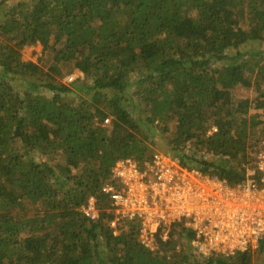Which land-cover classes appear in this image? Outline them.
<instances>
[{
	"label": "trees",
	"instance_id": "obj_1",
	"mask_svg": "<svg viewBox=\"0 0 264 264\" xmlns=\"http://www.w3.org/2000/svg\"><path fill=\"white\" fill-rule=\"evenodd\" d=\"M30 46L52 54L46 67L23 60ZM240 85L256 99L235 100ZM262 109L264 0L13 6L0 20V264H254L253 251L179 252L175 230L193 239L182 224L155 253L134 223L114 236L103 188L117 161L150 159L158 135L182 166L236 186L264 140Z\"/></svg>",
	"mask_w": 264,
	"mask_h": 264
},
{
	"label": "built area",
	"instance_id": "obj_2",
	"mask_svg": "<svg viewBox=\"0 0 264 264\" xmlns=\"http://www.w3.org/2000/svg\"><path fill=\"white\" fill-rule=\"evenodd\" d=\"M217 130L210 128L208 135ZM252 157L247 179L236 186L184 167L169 153L156 152L143 163L121 159L114 182L103 188L112 206L108 227L119 236L128 223L136 224L140 244L153 253L177 224L192 231L190 246L202 258L254 251L264 241V140ZM82 210L98 217L94 198Z\"/></svg>",
	"mask_w": 264,
	"mask_h": 264
},
{
	"label": "rangeland",
	"instance_id": "obj_3",
	"mask_svg": "<svg viewBox=\"0 0 264 264\" xmlns=\"http://www.w3.org/2000/svg\"><path fill=\"white\" fill-rule=\"evenodd\" d=\"M34 1L36 0H0V20L3 17L4 13L7 12L10 8H12L13 6L21 3V2H26L28 4H32ZM2 2V3H1ZM52 58V54L51 53H44L42 52V48L40 46H30V47H25L23 50V60L24 61H33V62H37L39 63L41 66L46 67L47 64L49 63V61ZM70 80L68 79L63 80V83L70 85ZM13 85H16V81L12 82ZM15 87V86H14ZM233 98L235 100H239V99H249V100H255L256 96L258 95V93L253 89V88H247L244 86H238L237 88H235L232 92ZM256 113L260 114L261 117L264 118V109L262 110H252L251 114L255 115ZM171 125H173V127H175V123L172 122ZM262 143V141H261ZM260 143V145H261ZM260 145L258 146L257 149H259ZM150 148H152V155L156 152H162V153H166V147H167V143L166 140L164 139V135H158L157 137H155V139L153 140V144L149 145ZM257 151L256 148L252 149V152ZM151 154V153H149ZM175 241L177 242V250H181V251H190L191 256L196 257L194 259H199L198 256H195V254L193 253L192 248H190V245L186 239L180 238V236L178 235V231L175 230ZM179 251V252H181ZM253 252H255V260H254V264H264V252H258L256 250H254ZM190 257V258H192ZM201 259V258H200Z\"/></svg>",
	"mask_w": 264,
	"mask_h": 264
}]
</instances>
